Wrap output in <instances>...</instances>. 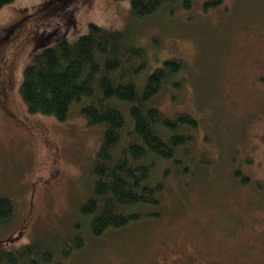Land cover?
<instances>
[{"label":"rangeland","instance_id":"374dc122","mask_svg":"<svg viewBox=\"0 0 264 264\" xmlns=\"http://www.w3.org/2000/svg\"><path fill=\"white\" fill-rule=\"evenodd\" d=\"M206 1L192 0L190 10L169 5L146 19L133 16L129 0H14L0 8V196L16 204L14 221L0 226V247L42 240L53 247V264H156L162 257L168 264H261L245 245L258 246L264 230V0H223L205 10ZM91 23L133 31L148 57L136 80L140 93L148 74L179 60L183 72L153 105L172 119L187 113L199 122L191 131L195 160L155 174L166 190L145 212L158 217L101 237L81 209L103 127L89 125L80 103L63 122L31 113L21 94L41 46L76 41ZM78 235L84 248L63 258L61 244Z\"/></svg>","mask_w":264,"mask_h":264},{"label":"trees","instance_id":"16d2710c","mask_svg":"<svg viewBox=\"0 0 264 264\" xmlns=\"http://www.w3.org/2000/svg\"><path fill=\"white\" fill-rule=\"evenodd\" d=\"M13 1L0 0V8ZM222 1L207 0L204 8H217ZM129 2L137 19L151 17L169 5L192 7V0ZM89 28L76 41L61 38L53 45L41 46L42 51L25 70L21 94L31 113L63 122L72 107L80 103L89 125L103 127L102 144L92 168L91 196L81 209L92 235L101 237L144 218L158 217L157 212H145L146 206L161 204L166 190L165 179L156 180L155 174L166 177L170 166L184 168L195 160L191 156V131L199 127V122L187 113L172 119L153 105L166 84L183 72L185 66L179 60H165L148 74L140 93L136 80L146 71L148 57L143 47L135 45L133 31L109 32L94 23ZM15 217L13 199L0 196V226L10 224ZM84 244L79 235L66 240L60 255L68 259ZM54 261L53 247L42 240L16 249L0 247V264Z\"/></svg>","mask_w":264,"mask_h":264},{"label":"flooded vegetation","instance_id":"af4514ba","mask_svg":"<svg viewBox=\"0 0 264 264\" xmlns=\"http://www.w3.org/2000/svg\"><path fill=\"white\" fill-rule=\"evenodd\" d=\"M259 234L262 235V237L259 240V245L249 243L245 245V252L247 255L252 257H258L261 261V264H264V230L262 232H259ZM156 264H168L164 261V258L162 257L161 260L157 259ZM152 264V263H151ZM195 264H203L202 262L197 261Z\"/></svg>","mask_w":264,"mask_h":264}]
</instances>
